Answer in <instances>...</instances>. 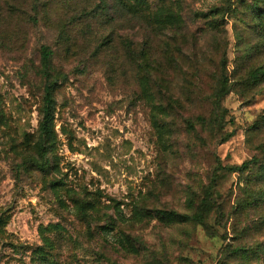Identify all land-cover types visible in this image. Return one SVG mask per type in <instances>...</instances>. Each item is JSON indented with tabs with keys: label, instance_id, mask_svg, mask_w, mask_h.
I'll list each match as a JSON object with an SVG mask.
<instances>
[{
	"label": "rangeland",
	"instance_id": "374dc122",
	"mask_svg": "<svg viewBox=\"0 0 264 264\" xmlns=\"http://www.w3.org/2000/svg\"><path fill=\"white\" fill-rule=\"evenodd\" d=\"M0 264H264V0H0Z\"/></svg>",
	"mask_w": 264,
	"mask_h": 264
},
{
	"label": "trees",
	"instance_id": "16d2710c",
	"mask_svg": "<svg viewBox=\"0 0 264 264\" xmlns=\"http://www.w3.org/2000/svg\"><path fill=\"white\" fill-rule=\"evenodd\" d=\"M48 54V52H47ZM52 89H53V85L52 84H47L46 85V92H45V105H44V119L42 120L41 124H40V130L43 136V139H48L50 136V122L52 121L53 118V97H52ZM225 90H220L218 91V95L224 94ZM247 162L244 163V165H246ZM206 208H208V203H206L205 205ZM193 218H197L200 221H202V215L200 213L195 214L192 216ZM236 253H240V252H245V250L243 248H236L234 250Z\"/></svg>",
	"mask_w": 264,
	"mask_h": 264
}]
</instances>
